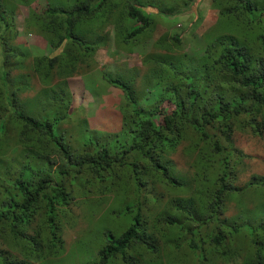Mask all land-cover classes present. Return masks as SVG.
<instances>
[{"label":"trees","instance_id":"16d2710c","mask_svg":"<svg viewBox=\"0 0 264 264\" xmlns=\"http://www.w3.org/2000/svg\"><path fill=\"white\" fill-rule=\"evenodd\" d=\"M193 1L29 7L22 33L43 38L49 52L28 59L15 8L5 16L0 0V264H264V175L238 183L246 155L233 138L264 135V0H208L218 18L205 47L176 54L201 19L194 6L183 11ZM162 13L192 19L178 37L155 33ZM151 37L158 50L142 58L143 87L104 77L124 96L120 128L74 119L67 78L82 64L93 69L110 40L129 52ZM29 71L43 87L23 101ZM184 141L189 171L172 159ZM245 192L255 194L252 207L236 200ZM71 202L86 207L94 228L64 257L63 231L77 219ZM232 205L238 211L228 214Z\"/></svg>","mask_w":264,"mask_h":264},{"label":"rangeland","instance_id":"374dc122","mask_svg":"<svg viewBox=\"0 0 264 264\" xmlns=\"http://www.w3.org/2000/svg\"><path fill=\"white\" fill-rule=\"evenodd\" d=\"M7 4L3 3L4 15L9 16L8 11L14 12L16 28L19 32L17 41L18 43H26L25 47L28 51L29 58L35 55L47 54L49 49L46 48L43 38L40 36L24 35L22 33L24 19L27 16L28 8H34L36 11L42 10L45 5H54L55 0H34L27 5V0H5ZM32 1V0H30ZM169 6H175L181 3V0H163ZM203 1L204 6L200 4ZM194 6L195 10L201 12V19L196 24L195 28L185 34L181 41H179V50L175 49L176 54H199L205 47L206 35L211 33L210 28L216 24L218 18V10L210 6L208 0H194L185 10H189ZM187 13H190L188 12ZM192 16L188 15H171L166 16L164 13L157 16L158 26L155 33H168L170 36L182 33L190 24ZM216 27V25H214ZM91 36V33H87ZM153 37L148 39L144 44L135 45L131 51L128 52L127 48L118 46L108 41L94 54V59L90 62L93 69H87L86 64H82L78 69V74H74L67 78V87L72 93L71 106L73 108V118L86 117L87 124L90 128H99L104 131L115 132L121 125V113L119 110L120 105L124 102V96L120 88L113 86L104 77H116L121 75L124 80H134L135 86H144L146 83V76L148 73L147 66L142 64L143 56L150 51H157L151 45ZM85 62V61H84ZM83 62V63H84ZM27 85L20 94L23 101L28 100L40 94L43 87L42 82L36 74L29 71L27 76ZM57 78L53 81H56ZM160 90H152L148 96L139 100V105L152 101ZM70 122L64 123L65 129L69 127ZM234 144L237 148L241 149L246 155L243 157L244 164L238 166L239 171V184L245 183L252 174L264 175V135L262 137L254 136L249 132L235 131ZM185 141L179 145L177 151L172 155L173 161L176 163L177 169L180 171L188 170V157L185 153L183 146ZM226 153L220 155V162H223V157ZM238 201H244L247 207H252L256 203L255 194L253 192H245L236 198ZM71 209L73 214L77 217L75 223L67 226L63 231V238L65 240V248L62 256L68 257L72 253L78 251V241L85 237L89 242L91 236L88 231L94 228L93 221L87 218L88 211L86 207L76 202H71ZM238 210L232 205L228 209V214L236 213ZM94 241L93 244H97ZM84 250L89 248L82 247Z\"/></svg>","mask_w":264,"mask_h":264},{"label":"clouds","instance_id":"9594fccd","mask_svg":"<svg viewBox=\"0 0 264 264\" xmlns=\"http://www.w3.org/2000/svg\"><path fill=\"white\" fill-rule=\"evenodd\" d=\"M32 1H34V0H32ZM46 47V46H45ZM123 47H125V46H123ZM125 49H126V47H125Z\"/></svg>","mask_w":264,"mask_h":264}]
</instances>
